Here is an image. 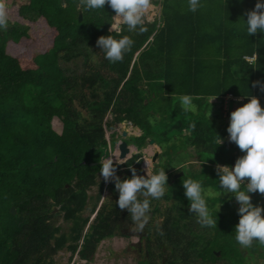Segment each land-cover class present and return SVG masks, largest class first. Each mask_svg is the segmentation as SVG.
Here are the masks:
<instances>
[{"label": "trees", "instance_id": "1", "mask_svg": "<svg viewBox=\"0 0 264 264\" xmlns=\"http://www.w3.org/2000/svg\"><path fill=\"white\" fill-rule=\"evenodd\" d=\"M256 2L204 0L202 10L190 13L187 0H154L158 18L147 22L142 33L125 30L122 35H129L133 46L122 61L110 64L96 46L99 37L116 35L109 31L115 13L108 5L104 11L81 12L79 0H11L8 25L0 30V264H53L61 249L88 261L102 240L125 236L131 221L115 204L114 183L97 180L98 161L109 154L105 131L124 121L142 132L127 139L136 149L150 140L160 148L156 167L165 168L169 186L163 198L172 195L176 202L159 225L163 235L156 226L150 233L146 225L140 264H253L264 259L259 244L245 253L235 244L237 208L222 204L221 198L220 210L217 198H208L213 213L219 211L217 228H201L181 183L192 176L216 189L217 165L234 167L244 154L228 141L230 113L248 103L250 97L243 95L249 94L264 109V92L253 87L264 84V34L248 38L232 24L246 19ZM254 53L257 62L243 59ZM183 94L200 97L194 100L195 112H182L178 97ZM215 98L218 111L213 112L209 100ZM223 100L227 109L220 126ZM53 119L61 124L58 133ZM120 125L119 135L129 132ZM179 135L197 161L208 160L201 168L188 164L175 179L163 147L175 152L179 145L169 143ZM217 135L225 141L218 147ZM133 145L119 142L120 159L136 152ZM127 158L117 169L121 179L130 178V169L141 172L140 155ZM93 187L97 192L90 213L105 189L109 195L85 230L89 218L81 215ZM251 195L254 205L264 207L259 203L264 196ZM53 207L70 223L67 233L55 227ZM156 207L151 205V214ZM152 233L160 241L156 252Z\"/></svg>", "mask_w": 264, "mask_h": 264}, {"label": "clouds", "instance_id": "2", "mask_svg": "<svg viewBox=\"0 0 264 264\" xmlns=\"http://www.w3.org/2000/svg\"><path fill=\"white\" fill-rule=\"evenodd\" d=\"M105 5H108L115 13L111 17L112 22L109 31L116 35L110 34L99 37L96 46L100 49L99 52L103 53L105 60L110 64H115L124 59L134 43L129 35H122V33L125 30L129 33L144 32L146 30L144 25L155 18L158 12L154 0H79L78 3L81 12L104 11ZM204 7V0H187V11L190 13H197ZM245 16L246 19L241 17L237 23H232L238 31L248 38L258 33L264 34V0H257L254 8L247 11ZM7 25L8 12L4 3L0 2V30L6 29ZM117 36L119 38H116ZM243 59L246 62H257L258 57L254 53L251 57L245 55ZM257 86L264 92V84L260 82L253 84V87ZM243 96L250 97L249 102L230 113L226 131L228 141L234 143L244 154L236 159L234 167L217 165L218 179L216 181L218 183L214 191L206 188L201 180L194 179L192 176L184 178L181 183L184 196L189 201V212L194 213L197 224L203 229L217 228V213L219 211L214 214L210 208L208 199L210 195L217 198L219 210L221 197H226L228 201L235 200L238 204L237 215L239 220L234 228L233 238L235 244L240 249L245 250L253 247L254 243L264 247V215H262L264 207L254 205L251 202V194L258 193L264 196V109L261 108L259 100L251 97V94ZM198 99L200 97L191 94L180 95L178 100L182 112L184 114L195 112L197 105L194 100ZM108 118L113 119L112 116ZM122 123L127 125L126 127L129 126V131L137 130L138 136L142 134L129 122L124 121ZM122 123L115 125L116 128ZM190 127L194 128L195 125ZM122 133L120 134L121 137ZM128 135L129 133H126V137H122L124 138L123 142L133 145L127 141ZM217 137L216 144L218 147L225 141L220 136L217 135ZM133 147L136 151L139 150L134 145ZM152 156L145 154L141 157V160L145 162L144 174H141V168L140 174H137L135 169H130V178L125 177L124 179H121L116 173L118 167L125 164L127 157L120 159V152L117 149H113L105 158L98 161L100 176L105 182L114 183V189L118 193L115 204L120 210L127 211L132 225L131 230L135 233L144 231L149 220L152 219V215L151 217L147 215L151 213L152 202L161 200L166 194V189L169 188L165 168L156 167V164H153ZM207 160L199 163L200 168ZM184 166L185 162L179 165L181 168ZM100 206L101 204L94 213H91L93 216L89 219L85 230H87ZM53 209H56L57 212L52 213L57 214L58 209L53 207L52 211ZM155 226L159 234L163 235L159 225ZM124 235L126 236V234ZM218 255L219 253H216V256Z\"/></svg>", "mask_w": 264, "mask_h": 264}, {"label": "rangeland", "instance_id": "3", "mask_svg": "<svg viewBox=\"0 0 264 264\" xmlns=\"http://www.w3.org/2000/svg\"><path fill=\"white\" fill-rule=\"evenodd\" d=\"M0 2L4 3V5L6 6V9H7L11 3V0H0ZM156 10L158 12V15L155 18H153L150 22H152L154 19L158 18L159 12H160V7L156 6ZM73 68H74L73 70H75L77 73V71H78L77 67L75 65H73ZM227 99L228 98L226 97L225 100L227 101ZM211 101H210V110H212L213 112L218 111L217 100H213L212 102ZM222 104H223V113H225V111H226L225 105L226 104L224 103V100L222 101ZM222 117H224V114L222 115ZM222 117H219V119H218L219 123L217 122L220 126H221L220 123H222L220 119H222ZM120 126H118L117 128L115 126L114 128L110 129L109 131H106V133H105V139L107 142L108 153H110L113 149H117L119 142L124 141L123 140L124 138H122L117 133V131H119V129H120ZM52 127L58 133V132H60L61 124L57 119H53ZM128 133H129V135H128L129 137H136L139 134L138 131L134 130V129L130 130ZM175 136H177V135H175ZM179 137L181 138V139H178L179 141L178 140L173 141L174 139H172L169 143V145L171 143L179 145L175 152L172 150H168L165 147H163V151L164 150L168 151L167 153H164V155H163L164 159L167 160L170 158L172 160V163L170 164V168L172 169L171 173L173 174V176L177 175V177L179 176V173H182V172H179V170H181L183 168L184 169L187 168L186 166L188 164L200 163L199 161H197L198 159L195 156L197 154H194L193 149H191V148L184 149L182 147L180 141H183V139H182L181 135H179ZM162 146L169 147L168 144L167 145L163 144ZM150 148L154 149L152 151L151 156L156 151L158 153L157 159L153 163V164L158 165L161 161L160 157L162 156V154H161L160 148L156 145L150 146V145L146 144L142 149H139L138 151L135 150L136 152H133L131 154V155H134V154L140 155L139 161H140V168L142 169V171L145 168V162L143 160H141V157L144 156L143 151L147 150V154H150ZM204 159H206V158H204ZM182 162H185V166L181 168V167H179V165ZM194 171H195V173H197V170H194ZM97 180L98 181H101V180L104 181L103 177L100 176V174L98 175ZM105 184H107V182H105ZM209 189H211L213 191L215 190L212 188H209ZM96 192H97L96 187H93L88 191V196L90 197V200L88 201V204L85 208V211L81 215V218H85V217H88L89 219L92 218L93 214L90 213V209L95 202L94 196L96 195ZM166 192H167V189H166ZM108 195H109V191L107 189H105L103 191L98 203H97L96 208L100 204H102L103 202H107ZM183 196H184V190H183ZM213 197L214 196H211V195L209 196V198H213ZM184 198H185V200H187V198L185 196H184ZM221 200H222V204L224 202H228V204L231 207L238 208V204L235 202L234 199L232 201H228V199L226 197H221ZM175 203L176 202L173 199L172 195L169 197V200L162 198L159 201H153L152 205H157V207H156L157 209H156L155 214L153 213L154 217L150 221L151 224L160 225L164 221L165 211L171 210L173 208L172 205H174ZM174 214H175V212H174ZM176 220H178V218H176ZM150 222H148V225L150 224ZM53 223H54L55 227H59L61 233H67L69 231L70 223L63 219V213L55 214V216L53 218ZM123 233L126 234V236H114V237H111L109 239L102 240L98 244L96 250L91 255V257L88 261L80 260L76 254L71 256L70 252L67 249H61L56 254V256L54 257L53 264H140L139 259H141L142 254L144 255L143 242H141V245L138 244V238H137V236H135L133 234L131 227L125 229L123 231ZM130 245H135V246H133L132 248H129ZM164 245H167V244L165 243ZM152 250H154V248ZM243 252L245 253V250ZM245 257H246V255H245ZM137 260H138V262H137ZM252 262H253V264H264V259L258 257L255 260H253ZM219 264H223V263H219Z\"/></svg>", "mask_w": 264, "mask_h": 264}, {"label": "flooded vegetation", "instance_id": "4", "mask_svg": "<svg viewBox=\"0 0 264 264\" xmlns=\"http://www.w3.org/2000/svg\"><path fill=\"white\" fill-rule=\"evenodd\" d=\"M152 209V208H151ZM150 214V217H151V215H152V218L154 217V214H151V213H149ZM152 220V219H151ZM151 220H149V222L151 221ZM148 227H149V229H150V233L152 232V229H154V227H155V224H151V222H150V224L149 225H147ZM132 228V225H131V223L126 227V228ZM125 230V229H124ZM123 230V231H124ZM124 234V233H123ZM133 234L135 235V236H137V238H138V244H140L141 245V242H143V245H144V243H145V240H142V237H145L146 236V233H145V231H143V232H141V233H135L134 231H133ZM152 236H153V238H151V241L153 240V247L152 248H154V251L156 252L157 250H158V246L160 245V241H157L156 240V238H154V234L152 233ZM165 243L163 242V246H162V250L164 249V247H165V245H164ZM133 246H135V245H130L129 246V248H132ZM139 251V250H138ZM153 251V252H154ZM142 253V252H141ZM145 253V252H144ZM140 260L141 259H139V262H140ZM137 262H138V260H137Z\"/></svg>", "mask_w": 264, "mask_h": 264}, {"label": "water", "instance_id": "5", "mask_svg": "<svg viewBox=\"0 0 264 264\" xmlns=\"http://www.w3.org/2000/svg\"><path fill=\"white\" fill-rule=\"evenodd\" d=\"M80 18H81V16L79 15V17H78V19L80 20ZM122 137H126V132H123L122 133ZM148 145H153V141H149L148 142ZM122 152L124 153L125 152V149H122ZM157 156H158V153H157V151L153 154V163L155 162V160L157 159ZM141 174H144V172L142 171V173ZM182 175V173H180L179 174V176H181ZM175 177H177V175L175 176ZM53 213H56L57 212V210L56 209H53V211H52ZM14 213H15V209L12 207V208H10V214H12V215H14ZM147 215H149V217H150V214H147ZM218 254V253H217Z\"/></svg>", "mask_w": 264, "mask_h": 264}, {"label": "crops", "instance_id": "6", "mask_svg": "<svg viewBox=\"0 0 264 264\" xmlns=\"http://www.w3.org/2000/svg\"><path fill=\"white\" fill-rule=\"evenodd\" d=\"M211 100H213V99H210V100H209V103H210ZM214 100H217V103H218V101H219V99H217V98L214 99ZM224 103L226 104L227 102L225 101ZM225 108L227 109V106H226V105H225ZM225 108H224V109H225ZM223 114H224V117H222V119H224V118L226 117V116H225V113H223ZM187 148H189V147H187ZM259 203L262 204V205H264V197H263V199H261V201H259Z\"/></svg>", "mask_w": 264, "mask_h": 264}, {"label": "bare ground", "instance_id": "7", "mask_svg": "<svg viewBox=\"0 0 264 264\" xmlns=\"http://www.w3.org/2000/svg\"><path fill=\"white\" fill-rule=\"evenodd\" d=\"M154 149H152V148H150V155L152 154V151H153Z\"/></svg>", "mask_w": 264, "mask_h": 264}, {"label": "built area", "instance_id": "8", "mask_svg": "<svg viewBox=\"0 0 264 264\" xmlns=\"http://www.w3.org/2000/svg\"><path fill=\"white\" fill-rule=\"evenodd\" d=\"M227 98H230V96H228Z\"/></svg>", "mask_w": 264, "mask_h": 264}]
</instances>
